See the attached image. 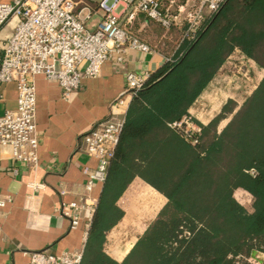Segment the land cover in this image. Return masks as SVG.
<instances>
[{"label": "trees", "instance_id": "obj_1", "mask_svg": "<svg viewBox=\"0 0 264 264\" xmlns=\"http://www.w3.org/2000/svg\"><path fill=\"white\" fill-rule=\"evenodd\" d=\"M149 29L140 33L142 39L171 60L130 103L89 229L84 261L253 264L246 259L254 250L264 254V76L240 106L227 99L207 123L196 121L200 130L186 132L170 123L191 117L198 99L237 50L264 70V0H226L193 39L181 40L179 30L171 31L172 39H160L163 29L152 21ZM2 58L0 49V65ZM136 177L158 191L135 184L145 201L139 209L142 218L159 208L164 196L168 203L129 254L117 261L103 251V244L106 233L125 215L119 200ZM239 187L254 196L253 212L235 199ZM186 226L190 236H182ZM111 238L117 234L112 232ZM114 253L122 258L128 251Z\"/></svg>", "mask_w": 264, "mask_h": 264}, {"label": "built area", "instance_id": "obj_2", "mask_svg": "<svg viewBox=\"0 0 264 264\" xmlns=\"http://www.w3.org/2000/svg\"><path fill=\"white\" fill-rule=\"evenodd\" d=\"M225 1L0 0V30L14 22L11 34L0 41L3 52L0 88L15 83L17 93L16 107L0 113V155L8 154L15 162L30 168L34 178L28 185L33 191L44 189L45 183L35 179L40 167L35 77L44 75L57 83L62 97L69 100L81 88L83 78L100 76L106 61L112 58L123 61L128 50L160 52L168 62L171 55L140 36L142 30L149 28V22L158 24L168 39H172V30L181 32V40L193 39ZM95 16L99 19L90 27L89 22ZM151 75L148 71L128 70L124 91L111 103L109 114L80 135L77 150L96 159L97 164L94 169L84 168L87 181L82 198L61 204V214L70 220L72 229L83 221L87 226L92 223L99 202L92 191L97 183L105 182L130 103ZM189 122L191 117L186 116L170 126L194 131L187 128ZM8 200L0 196V208ZM88 234L86 231L77 249L59 254L46 250L25 252L29 264H86Z\"/></svg>", "mask_w": 264, "mask_h": 264}, {"label": "crops", "instance_id": "obj_3", "mask_svg": "<svg viewBox=\"0 0 264 264\" xmlns=\"http://www.w3.org/2000/svg\"><path fill=\"white\" fill-rule=\"evenodd\" d=\"M98 19L95 16L89 26ZM164 63L160 52L128 50L123 61H106L100 76L83 78L81 88L69 100L62 97L57 83L44 75L35 77L40 137V167L35 179L44 182L45 188L33 191L28 185L34 178L30 168L8 154L0 155V196L9 199L0 208V264H29L25 252L46 250L59 254L82 245L92 223L87 226L83 221L72 229L70 220L61 214L63 202L79 200L86 193L84 168L94 169L97 164L96 159L77 150L79 137L109 114L111 103L124 91L128 70L153 74ZM16 100L15 83L0 88V113L15 108ZM138 181L152 187L136 177L128 190ZM102 188L103 184L97 183L92 195L99 199ZM253 201L246 204L237 200L250 213L254 211ZM253 258L262 264L261 255Z\"/></svg>", "mask_w": 264, "mask_h": 264}, {"label": "rangeland", "instance_id": "obj_4", "mask_svg": "<svg viewBox=\"0 0 264 264\" xmlns=\"http://www.w3.org/2000/svg\"><path fill=\"white\" fill-rule=\"evenodd\" d=\"M13 25L14 22L11 21L0 30V41H3L11 34L13 31ZM148 31H150V29L146 28L140 33L144 35ZM163 38L166 39L170 37H164V33L162 32L160 39ZM164 45L165 44L163 43L162 46ZM173 49L171 48L170 52L173 51ZM263 76L264 70L259 68L252 61L247 60L243 54L237 50L223 64L219 72L213 78L209 88L206 89V91L194 105V109H192L191 114V122H189L187 128L198 130L200 127L197 122L207 123L217 114L221 105L227 99H234L238 106L243 104L245 98L257 87ZM228 121L229 119L222 121L218 129L221 130ZM135 184L137 186L140 185L141 188L142 186H145L142 181H138ZM146 187L148 190H152L154 193L158 192L148 185H146ZM141 188L138 189V187L132 185L131 188L124 194L119 202L120 205L125 209V215L123 219L119 221V223H117L106 233L103 251L117 261H122L129 254L132 244H136L140 236L146 231L148 226L159 217L165 205L168 203V199L162 194L164 196L163 204L159 208L155 209L151 214L148 213L144 216V218H142L141 213L143 212H141L139 209L145 206V201L141 197V191L139 192ZM137 191L140 195L137 193ZM127 196L128 198H126ZM234 197L241 203L246 204L251 202V200H254L252 193L243 187H239L234 191ZM130 206L133 208V216H128L129 220L127 221V209ZM187 229L188 227L186 226L184 228V236H190L191 234V232H188ZM112 232L117 234L116 239L111 238ZM111 246L114 248L113 252L112 250L110 252L109 248ZM123 250L126 252L128 251V253L122 258H119L114 253L118 251L123 252ZM246 260L253 264H259L251 257L247 258Z\"/></svg>", "mask_w": 264, "mask_h": 264}, {"label": "water", "instance_id": "obj_5", "mask_svg": "<svg viewBox=\"0 0 264 264\" xmlns=\"http://www.w3.org/2000/svg\"><path fill=\"white\" fill-rule=\"evenodd\" d=\"M134 245H135V244H133V245L130 247V249H132ZM258 255H261L260 261L263 262V261H264L263 253H261V252L258 251V250H254V251L252 252V256H253V257H256V256H258Z\"/></svg>", "mask_w": 264, "mask_h": 264}]
</instances>
